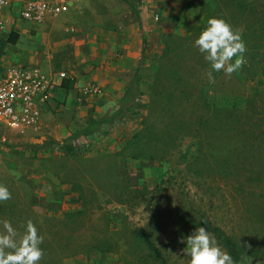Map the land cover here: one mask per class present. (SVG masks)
Wrapping results in <instances>:
<instances>
[{"label":"rangeland","instance_id":"rangeland-1","mask_svg":"<svg viewBox=\"0 0 264 264\" xmlns=\"http://www.w3.org/2000/svg\"><path fill=\"white\" fill-rule=\"evenodd\" d=\"M130 1L137 13L124 1L129 12L112 25V39L105 37L104 26L98 29L87 7L57 22L62 32L57 40L73 37L74 55L89 68L79 70L86 79L80 85L82 96L56 95L57 110L44 130L37 128L33 135L0 123V184L11 192V199L0 203V222L10 221L18 234L27 220L36 225L44 236L40 264H162L150 254L141 231L159 248L164 264H190L184 239L205 218L239 244L242 252L234 264H264V186L251 183L238 191L219 171L207 177L193 171L202 139H208L215 154L224 148L223 98L247 99L253 108L246 114L255 121L264 117V0ZM8 13V33L40 35L32 22L20 20L17 9ZM213 16L242 29L247 50L238 73H214L215 82L209 84L207 63L193 40ZM97 17L103 22L105 16ZM33 42L30 52L32 44L19 38L18 48L38 57L40 64L54 44L39 37ZM121 43L133 54H124ZM4 49L0 55L11 52V62L33 60L29 54L20 56L10 43ZM64 66L58 69L65 73L63 79L73 74ZM108 69L116 85L108 87L110 104L98 109L95 103L104 97V88L95 79L100 72L109 78ZM75 74L80 75L78 70ZM134 78L138 114L104 122L73 142L74 153L65 152L64 138L113 113ZM91 84L99 91L85 93ZM32 144L45 147L35 150Z\"/></svg>","mask_w":264,"mask_h":264},{"label":"trees","instance_id":"trees-1","mask_svg":"<svg viewBox=\"0 0 264 264\" xmlns=\"http://www.w3.org/2000/svg\"><path fill=\"white\" fill-rule=\"evenodd\" d=\"M131 9L136 13L133 2L125 0ZM18 35L15 32H9L6 38L1 39L0 49L7 43H15ZM71 80L64 78L61 82L62 87H69ZM136 79H132L124 88L117 109L107 117L94 120L89 124L75 129L69 136L64 138L62 148L67 153H74L73 142L77 139H84L86 136L97 131L104 122L112 121L115 118L132 119L138 114L139 104L137 102ZM220 109L225 113V124L221 130H225L226 139L223 140V147L218 153L212 152L208 139H202L203 147L200 154L194 157L196 164L193 171L200 176L205 177L212 174L213 171H219L225 183H230L238 191H244L245 188L253 183H260L264 186V117L256 121L251 119V115L246 114V110L252 109L247 104V99L241 102V98H233L231 101L223 98ZM243 106V107H242ZM252 112V111H251ZM258 111H255V113ZM230 118L231 121H228ZM221 122V120H220ZM228 135V137H227ZM138 142L139 138H134ZM35 150L45 147L42 144L29 145ZM209 146V147H208ZM152 157V154H147ZM144 156V154H142ZM202 159V161H197ZM233 178V181L230 180ZM264 191V187L263 190ZM203 226L212 232L219 241L226 247L227 252L238 260L240 257V246L229 235L225 234L219 226L211 224L205 218L201 219L196 225ZM142 241L146 244L150 254L162 264L165 258L159 248L142 231L140 232Z\"/></svg>","mask_w":264,"mask_h":264},{"label":"clouds","instance_id":"clouds-1","mask_svg":"<svg viewBox=\"0 0 264 264\" xmlns=\"http://www.w3.org/2000/svg\"><path fill=\"white\" fill-rule=\"evenodd\" d=\"M241 34L242 29H234L224 18L213 16L193 40L196 51L207 63L205 75L209 84L215 82L214 73L232 76L245 63L247 49ZM10 174L19 175L15 170ZM10 199L9 188L0 184V203ZM0 224V264H40L44 255L41 248L44 236L36 225L27 220L23 232L18 234L10 221L4 220ZM184 244L190 264H234L233 257L221 249L203 224L185 237Z\"/></svg>","mask_w":264,"mask_h":264},{"label":"crops","instance_id":"crops-1","mask_svg":"<svg viewBox=\"0 0 264 264\" xmlns=\"http://www.w3.org/2000/svg\"><path fill=\"white\" fill-rule=\"evenodd\" d=\"M124 1L125 0H66V5H67L66 10L62 11L57 16L47 15L44 18V20L39 22V23H34V22H32V24L30 23L32 25V27H35L36 29L39 30V34H40L39 36H28L22 32H19L20 37L18 36V39L16 40V42L10 43L14 49H20V47L18 48L19 38L26 40L27 42L29 41L30 44H32V48H30V52L34 49L33 47L36 44L33 41L37 40L38 37H39V39L42 38V39L46 40L47 42H50V43L53 42L52 44H54V45H50L51 46L50 47V53H48L49 50L46 51V53H45L46 55L44 57L45 59H44V61H41L40 64H38V60H37L38 57L34 56L31 53L29 54V53L25 52L26 50L20 49V52H17L20 56L22 54H29L32 57L31 59H33L32 62H29V59H27L28 62H26V65H23L24 62H21L22 66H36L42 72H44L48 75L50 74L52 76L53 82H54V84L51 88V97L48 100V102L46 103V105H44L42 108V115H41V118H40L38 125L34 128L26 129L25 130L26 133L33 135V134L38 133V131H36L37 128L40 130H44L45 126L47 125V121L51 115V112H55L57 110L58 103L55 101V100H57L55 98L56 95L63 94V95L71 96L72 94H80L82 96V93L80 90V85L82 83H84L86 79H85V77L83 78L81 73H79V70L85 69L86 66L82 62V60H83L82 57H79L78 55L76 56V54L74 55L75 51L73 50V46H74L73 37L67 38L64 35V37L57 40L58 37L62 36L61 30L57 29V25H56L57 22L62 20V18L64 16H66L68 13L72 12L71 14H73V13L80 11L82 8L85 9L87 7V9L89 11L88 13L91 16L92 21L94 23H98L101 26V27L98 26V29L101 30L102 26H104L105 31H106L105 37L108 39H112V38H115V34L112 31H110V30H112V28H111L112 25H115L118 22H121L122 20H124L125 17H123V16L128 14L129 9L134 14L137 13V9L135 6L134 7L136 9V13L131 9L128 2L125 1L127 3V5L129 6V9H128V6L124 3ZM143 9H146V8L142 7L141 11L144 14L145 11ZM97 15L105 16L103 22L100 21V19L98 20ZM67 16H69V15H67ZM20 20H22V19H20ZM92 29H93V26H92ZM91 36H92V34H91ZM122 38L127 39L128 34H125L124 36H122ZM120 45H122L124 47V48H121L123 50L124 54H127V55L130 53L133 54L132 51H128L125 49V48H127V45H125L124 43H121ZM5 46L3 47L2 50L0 49V53L3 50H5L4 49ZM62 49H64V50H62ZM70 54L72 55V60L69 59ZM12 57L13 56L11 55V52H10V54L0 55V65H3L2 67H0V69L5 68L7 66H16V65L20 64V63L11 62L10 59ZM86 58H87V55H86ZM103 60L104 59H102L101 61H103ZM57 65H59V66H57ZM64 65H67V69H68V67L69 68L71 67L70 72L73 73L72 75L67 76V78L69 80H71L69 87H62L61 82H62L63 78L58 76L59 72H61L58 69H61V67H65ZM73 68H74V70H72ZM75 70L76 71L78 70V74H80L81 77H80V75L75 74ZM86 70H89V68H86L85 71ZM111 71H113V70L108 69L107 72H109V76H108L109 78H106V79H105V77L103 78V76H102L104 73H105V75H107L106 72H103V73L100 72V74H97L96 75L97 79L94 78L95 72L89 73L91 78L99 81L101 86L104 88L103 93H102V96H104V97H101L99 100H96V103H95V105H96V107H98V109L99 108L102 109L106 105L110 104L109 97L111 98L112 92L110 93L108 91V87H109V85H112V86L116 85L115 84L116 80H114V78L111 76V74H114V73ZM110 79H113V82L109 81ZM94 108H95V106L92 109H94ZM95 109H97V108H95Z\"/></svg>","mask_w":264,"mask_h":264},{"label":"built area","instance_id":"built-area-1","mask_svg":"<svg viewBox=\"0 0 264 264\" xmlns=\"http://www.w3.org/2000/svg\"><path fill=\"white\" fill-rule=\"evenodd\" d=\"M66 0H0V41L6 38L11 20L9 11L17 9L19 18L39 23L47 15L57 16L66 10ZM59 77H65L63 71ZM53 78L36 66H7L0 69V123L23 132L38 125L42 108L51 97ZM86 92H98L91 84Z\"/></svg>","mask_w":264,"mask_h":264}]
</instances>
